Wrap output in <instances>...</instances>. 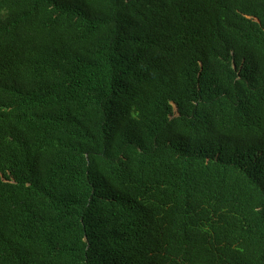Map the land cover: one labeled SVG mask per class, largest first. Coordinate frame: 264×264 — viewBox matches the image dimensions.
<instances>
[{"label": "trees", "instance_id": "1", "mask_svg": "<svg viewBox=\"0 0 264 264\" xmlns=\"http://www.w3.org/2000/svg\"><path fill=\"white\" fill-rule=\"evenodd\" d=\"M0 264H264V0H0Z\"/></svg>", "mask_w": 264, "mask_h": 264}]
</instances>
